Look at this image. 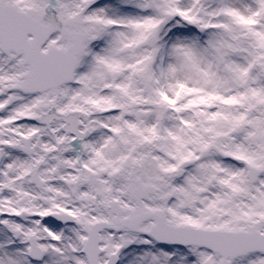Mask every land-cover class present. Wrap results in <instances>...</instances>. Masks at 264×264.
<instances>
[{"label": "snow or ice", "instance_id": "6c2138e0", "mask_svg": "<svg viewBox=\"0 0 264 264\" xmlns=\"http://www.w3.org/2000/svg\"><path fill=\"white\" fill-rule=\"evenodd\" d=\"M0 264H264V0H0Z\"/></svg>", "mask_w": 264, "mask_h": 264}]
</instances>
